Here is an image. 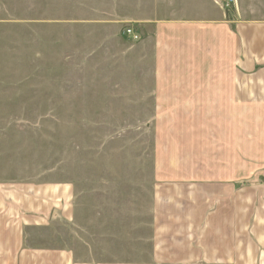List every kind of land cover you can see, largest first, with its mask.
Returning a JSON list of instances; mask_svg holds the SVG:
<instances>
[{"label": "rangeland", "instance_id": "374dc122", "mask_svg": "<svg viewBox=\"0 0 264 264\" xmlns=\"http://www.w3.org/2000/svg\"><path fill=\"white\" fill-rule=\"evenodd\" d=\"M218 1L264 19V0ZM126 4L0 0V183L52 189L61 214L35 242L72 264H163L184 246L155 201L191 169L189 111L155 108L153 47L122 34Z\"/></svg>", "mask_w": 264, "mask_h": 264}, {"label": "crops", "instance_id": "0c3cea01", "mask_svg": "<svg viewBox=\"0 0 264 264\" xmlns=\"http://www.w3.org/2000/svg\"><path fill=\"white\" fill-rule=\"evenodd\" d=\"M126 5L115 16L153 47L155 108L189 111L191 169L155 201L157 227L174 223L184 245L163 264H264V19L218 0ZM52 192L0 183V264H72L35 242L60 213Z\"/></svg>", "mask_w": 264, "mask_h": 264}, {"label": "built area", "instance_id": "2783aa9c", "mask_svg": "<svg viewBox=\"0 0 264 264\" xmlns=\"http://www.w3.org/2000/svg\"><path fill=\"white\" fill-rule=\"evenodd\" d=\"M233 1V0H229ZM228 4V3H227ZM122 34L132 42H138L140 39L139 34L135 28L131 25H125L122 29Z\"/></svg>", "mask_w": 264, "mask_h": 264}]
</instances>
